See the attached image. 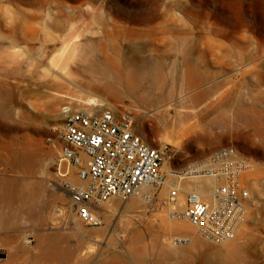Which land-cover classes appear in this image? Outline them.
Returning <instances> with one entry per match:
<instances>
[{
    "label": "rangeland",
    "instance_id": "obj_1",
    "mask_svg": "<svg viewBox=\"0 0 264 264\" xmlns=\"http://www.w3.org/2000/svg\"><path fill=\"white\" fill-rule=\"evenodd\" d=\"M108 60L150 73L139 94L164 98L141 105L125 89L111 98L74 86L103 84ZM107 107L129 111L152 147L169 145L167 167L226 146L253 161L235 241L168 245L183 223L166 219L161 200H112L95 228L74 220L45 139L63 108ZM22 186L41 209L0 229V264H56L50 251L67 264H264V0H0V194Z\"/></svg>",
    "mask_w": 264,
    "mask_h": 264
},
{
    "label": "built area",
    "instance_id": "obj_2",
    "mask_svg": "<svg viewBox=\"0 0 264 264\" xmlns=\"http://www.w3.org/2000/svg\"><path fill=\"white\" fill-rule=\"evenodd\" d=\"M55 138L45 144L55 153L54 176L67 196L74 220L87 227L102 223L100 208L112 200H161L166 219L183 223L193 235L166 239L175 248L189 247L193 237L222 246L237 239L249 218L248 178L251 159L234 146L221 147L211 162L165 166L169 145L152 147L137 131L129 111L63 108ZM209 187L185 188L190 182Z\"/></svg>",
    "mask_w": 264,
    "mask_h": 264
},
{
    "label": "bare ground",
    "instance_id": "obj_3",
    "mask_svg": "<svg viewBox=\"0 0 264 264\" xmlns=\"http://www.w3.org/2000/svg\"><path fill=\"white\" fill-rule=\"evenodd\" d=\"M105 60V58H104ZM105 71L99 73L102 78L105 79L103 84L91 81V82H79V84L74 85L76 88L87 91L92 96H109L111 98L118 97L121 93V89H125L129 94L137 96V100L141 105L152 104L153 101H160L164 98V95L160 92L161 89H157L156 94L153 95V99L147 94V92L139 94V91L144 83V81L149 78L150 73L147 71H142L139 69L131 68L127 73L126 68L123 63L113 64V62L105 61ZM111 67H116L117 73L115 76L108 77V69ZM96 70V69H95ZM148 70V69H147ZM88 73V72H87ZM159 75V74H158ZM157 75V76H158ZM159 77V76H158ZM151 78V77H150ZM148 80V79H147ZM155 84V83H154ZM158 85V84H156ZM42 87V86H41ZM153 84L149 86L148 91L153 89ZM159 87V85H158ZM147 91V90H146ZM154 91V90H153ZM122 94V93H121ZM152 95V94H151ZM121 96V95H120ZM167 97V96H165ZM119 99V98H118ZM88 106H93L96 104L94 99H89L86 103ZM177 117V116H176ZM180 117V116H179ZM178 119V117H177ZM169 120V119H168ZM181 120V119H180ZM164 121V120H163ZM178 121V120H177ZM182 122V120H181ZM216 122V121H215ZM220 124V123H219ZM223 124V123H222ZM168 125V124H167ZM196 135V134H195ZM197 136V135H196ZM238 152V151H237ZM214 159V152L206 155L202 158L190 160V164H199L203 162H211ZM170 160V154H169ZM205 186L209 187L210 182H190L185 184V188L190 190H196L198 187ZM0 229L8 228L13 226L16 221L17 215H32L35 216L39 213L41 206L38 204V192L36 189H30L27 187H21L19 192L13 193H1L0 194ZM135 205L131 203L129 206L133 208ZM6 210V211H5ZM21 217V216H20ZM171 230H176L178 232H189L191 231L190 226L183 224H176L170 226ZM243 229V228H242ZM193 230V229H192ZM136 260L138 259V251L134 252ZM47 258L57 264H67V258H63L59 251H50Z\"/></svg>",
    "mask_w": 264,
    "mask_h": 264
}]
</instances>
